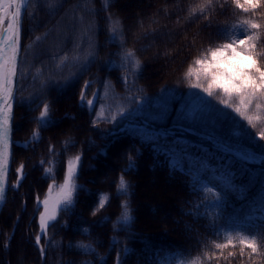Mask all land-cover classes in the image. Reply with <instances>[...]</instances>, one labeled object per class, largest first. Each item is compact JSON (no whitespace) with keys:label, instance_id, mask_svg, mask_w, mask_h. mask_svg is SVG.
I'll use <instances>...</instances> for the list:
<instances>
[{"label":"trees","instance_id":"obj_1","mask_svg":"<svg viewBox=\"0 0 264 264\" xmlns=\"http://www.w3.org/2000/svg\"><path fill=\"white\" fill-rule=\"evenodd\" d=\"M202 3L30 1L23 22L12 168L0 213V264H117V254L123 264H264V256H241L238 244L215 248L229 236L235 241L237 232L249 237L264 233V142L253 137L264 124L250 129L224 109L223 94L212 99L193 87H207L203 76L196 79L195 60L223 44L226 35L243 38L238 26L253 17L232 0H213L205 10L211 27H205L203 16L192 14ZM255 18L264 23V17ZM76 39L87 45L77 61ZM129 51L132 57L126 60ZM256 51L264 54V30ZM258 58L264 64V55ZM85 80L100 94L91 113L79 100ZM44 102L51 105L47 127L37 119ZM121 112H126L123 119ZM37 129L39 139L33 137ZM149 137L160 138L157 152L180 150L172 152L179 165L175 170L168 155L153 153ZM105 147L107 154L98 155ZM77 155L74 184L82 187L76 189L75 204L59 213L47 238L42 236L41 257L35 244L41 211L36 196L42 200L53 180L62 183L68 160ZM128 155L135 158L132 170H127ZM21 164L24 176L13 188ZM218 174L224 176L223 184L216 180ZM121 177L129 185L126 193L118 189ZM148 177L167 187L153 193ZM105 198V207L93 215ZM160 204L165 216L150 219L146 214L153 215ZM126 212L133 220L125 226L120 219ZM230 251L236 255L229 257ZM213 252L219 258L207 260L205 254Z\"/></svg>","mask_w":264,"mask_h":264},{"label":"snow or ice","instance_id":"obj_2","mask_svg":"<svg viewBox=\"0 0 264 264\" xmlns=\"http://www.w3.org/2000/svg\"><path fill=\"white\" fill-rule=\"evenodd\" d=\"M29 0H0V202L5 200L6 188L8 185V166L10 157V121L13 118V103L16 100L14 89L19 79L18 75V57L20 54V36L22 27V18L26 10ZM235 7L244 14H248L253 18L243 20L238 26L243 38H234L230 35L225 36V42L220 46L210 47L206 50L202 58H197L195 64L199 66L196 70V79L200 80L201 76L207 81V87L202 84L193 85L194 88H199L200 92L208 98L214 99L216 96L223 94L227 99H223L220 103L223 104L224 109H231L242 121H246V126L254 130L258 123L264 124V64L258 58L261 53H257L258 42L261 40V32L264 30V23L258 22L256 16L264 17V0H232ZM213 0H203V3L192 9V14L199 12L205 19V27H211V20L205 14V10L210 8ZM199 18V17H197ZM237 27V26H233ZM112 41L115 42L116 29L112 28ZM228 31L227 29L225 30ZM37 39H40L39 37ZM132 52L125 54V59L130 60ZM79 59V57H77ZM123 66V65H122ZM136 68L140 67L138 61H134ZM193 70L190 68L187 76L191 77ZM124 82H127V77H122ZM92 81L85 80L83 87L79 92V100L82 108L94 112L97 103L100 101L99 90L92 91ZM215 89V94L214 90ZM91 95L92 98H89ZM231 101V103H230ZM140 100L139 103H144ZM103 105L101 104V109ZM253 112V114H249ZM51 105L47 102L43 103L40 115L37 118L41 126L47 127L52 124L51 119ZM99 115V114H97ZM126 112L120 113V118L123 119ZM116 118H113V123H117ZM96 119H93L92 124L95 126ZM109 136L113 132L108 133ZM33 137L39 139V130L33 132ZM253 137L264 142V130L257 133L253 132ZM159 137L153 139L148 138V142L152 147L154 154L159 156L164 153L169 156V163L173 170L179 165L172 156V152L180 151L179 149L168 150L159 148ZM141 142L144 138L141 137ZM135 148V145H133ZM49 150H52L50 146ZM140 154V149H135ZM106 147L100 150L98 155H106ZM183 155L186 157L187 152ZM81 159L80 155L75 157V160L69 159L67 162L66 178L63 185H60V191L53 196V189L55 181L49 185L48 192L44 199L36 196L38 207H42L43 211L39 212L38 226L39 233L35 235V244L38 247L41 257L44 256L45 247L41 244V238L48 237V230L55 226L58 220L59 213L66 211L75 204V192L78 186L73 183L74 177L77 174V165ZM129 161L128 169L132 170L136 167L135 158L131 155L127 156ZM41 164L44 161L40 162ZM24 165L21 164L16 168L18 179L13 188L20 186V181L24 176ZM183 170V169H181ZM47 169L45 172L47 173ZM198 179V177H197ZM129 185L123 177L120 178L118 189L121 193H126ZM206 191L208 189H205ZM217 201L220 199V194L216 193ZM106 198L99 200V207L96 211L105 207ZM128 207L127 202L124 204ZM133 220V217L126 212L120 219V224L128 225ZM86 231V230H85ZM262 241H264V233L258 236H246L237 232L235 241L229 236L226 243L215 244L216 249H225L229 246H240V255L252 259L254 256H264L262 250ZM71 247V245H70ZM79 247L87 248L86 245H79ZM248 250L247 252L245 250ZM126 253L129 249L124 250ZM207 260H212L214 257L219 258L223 256V251L219 256L215 252L212 254H205ZM235 252H229V257H234ZM227 257H225L226 259ZM117 264H123L120 255L117 254Z\"/></svg>","mask_w":264,"mask_h":264},{"label":"rangeland","instance_id":"obj_3","mask_svg":"<svg viewBox=\"0 0 264 264\" xmlns=\"http://www.w3.org/2000/svg\"><path fill=\"white\" fill-rule=\"evenodd\" d=\"M55 30L57 31V26L55 27ZM56 31H55V34H57L56 33ZM77 42L80 44V46L79 47H77ZM40 49H41V47H40V45L39 46H37V49L35 48L34 50H33V53H35V51L36 50H38V52L40 51ZM87 50V45L85 44V45H83V40H80V41H77V39L75 40V45H74V48H73V59L75 58V61H77L76 60V58L77 57H79L80 59L82 58L81 56H83V52L84 51H86ZM70 51H72V49L70 50ZM32 57V56H31ZM71 62H72V59H71ZM71 66H73V63H71L70 64ZM75 159H73V161H74ZM204 166L202 167L203 169L204 168H206L207 166V164L206 163H204L203 164ZM77 167H78V165H77ZM214 168V167H213ZM76 171H77V169H76ZM213 174L214 175H216V171H213ZM66 178V177H65ZM216 180H218V181H221V183L224 181V176H222V174H218L217 175V177H216ZM64 181H65V179H64ZM64 181L62 182V183H60V184H56L55 183V187H54V189H53V196H55L59 191H60V185H63L64 184ZM73 183H74V181H73ZM147 183H148V185L150 186V187H152V192L153 193H155L156 194V192L159 190V186L160 187H163V188H165V187H167L166 185H164L163 183H159V181H155V180H152L150 177H148L147 178ZM223 184V183H222ZM153 196V195H152ZM44 199V198H43ZM41 211H43V208L41 207ZM151 213H153V215H149V214H146L150 219L151 218H153V219H155V218H158V217H161V216H165V213H166V211L163 209V205L162 204H160L159 205V207L157 208V210L155 211V212H151ZM152 219V220H153Z\"/></svg>","mask_w":264,"mask_h":264},{"label":"water","instance_id":"obj_4","mask_svg":"<svg viewBox=\"0 0 264 264\" xmlns=\"http://www.w3.org/2000/svg\"><path fill=\"white\" fill-rule=\"evenodd\" d=\"M29 2H30V0H29ZM29 2L27 4L26 10H25V12L23 14V18H22V27H21V36H20V54H19V57H18V75H19V69H20L21 57H22L23 22H24V17H25ZM17 90H18V81H17L16 87L14 89L15 96L17 95ZM15 103H16V100L13 103V118L10 121V157H9V166H8V185H7V188H6L5 200L3 202H0V213H1V211H2V209L4 207V205H5V202H6L8 188H9L10 172H11V168H12V159H13V121H14V114H15Z\"/></svg>","mask_w":264,"mask_h":264}]
</instances>
